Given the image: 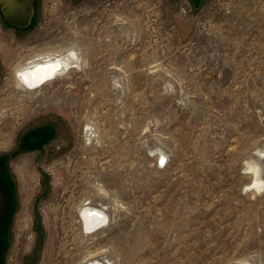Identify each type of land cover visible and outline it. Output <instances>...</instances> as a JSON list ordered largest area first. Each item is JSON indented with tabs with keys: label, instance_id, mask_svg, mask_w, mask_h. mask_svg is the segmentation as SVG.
<instances>
[{
	"label": "rangeland",
	"instance_id": "374dc122",
	"mask_svg": "<svg viewBox=\"0 0 264 264\" xmlns=\"http://www.w3.org/2000/svg\"><path fill=\"white\" fill-rule=\"evenodd\" d=\"M45 49L62 74L20 90L13 66ZM0 158L4 264H264V183L247 186L249 161L264 181V0H37L30 28L0 24ZM84 203L105 228L81 230Z\"/></svg>",
	"mask_w": 264,
	"mask_h": 264
},
{
	"label": "bare ground",
	"instance_id": "6f19581e",
	"mask_svg": "<svg viewBox=\"0 0 264 264\" xmlns=\"http://www.w3.org/2000/svg\"><path fill=\"white\" fill-rule=\"evenodd\" d=\"M69 56L76 62L78 59L77 54L70 49ZM60 50L58 49H45L30 53L29 55L19 58L16 64L13 66L12 79L15 85L23 91H34L42 88L52 80L58 78L64 68ZM5 58L12 57V51L6 50L3 52ZM92 130V129H91ZM88 132V131H87ZM2 135V134H1ZM91 136V135H90ZM90 140V139H89ZM254 161V160H253ZM250 181L248 182V188L254 192L258 190L264 181L259 176V171L256 164H252L249 161ZM255 162V161H254ZM246 167V168H248ZM83 212L78 216L81 230H86L91 233L105 228L108 220V215L104 208L82 204ZM83 264H100L97 261H89L86 259V263Z\"/></svg>",
	"mask_w": 264,
	"mask_h": 264
},
{
	"label": "flooded vegetation",
	"instance_id": "af4514ba",
	"mask_svg": "<svg viewBox=\"0 0 264 264\" xmlns=\"http://www.w3.org/2000/svg\"><path fill=\"white\" fill-rule=\"evenodd\" d=\"M37 0H0V24L17 30L30 28L35 20ZM0 158V264H4L14 211V183L8 164Z\"/></svg>",
	"mask_w": 264,
	"mask_h": 264
},
{
	"label": "snow or ice",
	"instance_id": "6c2138e0",
	"mask_svg": "<svg viewBox=\"0 0 264 264\" xmlns=\"http://www.w3.org/2000/svg\"><path fill=\"white\" fill-rule=\"evenodd\" d=\"M161 163H163V161H161Z\"/></svg>",
	"mask_w": 264,
	"mask_h": 264
},
{
	"label": "built area",
	"instance_id": "2783aa9c",
	"mask_svg": "<svg viewBox=\"0 0 264 264\" xmlns=\"http://www.w3.org/2000/svg\"><path fill=\"white\" fill-rule=\"evenodd\" d=\"M159 163H161V162H159Z\"/></svg>",
	"mask_w": 264,
	"mask_h": 264
}]
</instances>
